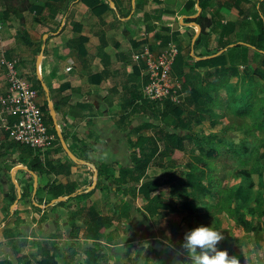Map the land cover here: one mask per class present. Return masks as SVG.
Masks as SVG:
<instances>
[{
  "label": "crops",
  "instance_id": "obj_1",
  "mask_svg": "<svg viewBox=\"0 0 264 264\" xmlns=\"http://www.w3.org/2000/svg\"><path fill=\"white\" fill-rule=\"evenodd\" d=\"M57 1V8L49 9L48 0H31V8L23 12L29 33L28 41H25L17 37L20 19L11 12L12 10L7 9L4 0H0V46L5 51L4 55L0 52V94H5L7 90V70L1 64L3 56L14 60L19 73L35 85L38 101L42 106L45 101L48 102V94L43 86L45 83L68 146L78 158L95 164L98 170L97 182L92 188L95 176L93 168L70 158L57 134L52 148L42 151L32 147L33 155H24L8 132L2 129L0 251L7 247L3 243L8 240L13 243L18 239L17 236L22 235L21 223L24 218L20 213V216L18 215L17 210L26 202L23 192L29 182L33 183L32 202L38 204V198L46 205H52L54 214L51 219H62L63 224L70 225L72 230L70 212L73 208H68V203L75 205L74 201L78 204L86 202L76 209L80 210L82 207L90 211L91 205L87 203L93 199L94 210L100 215L109 216H112L109 211L104 214L99 210V200H107L106 203L109 204L112 202L110 206L111 210H115L114 214L120 204H131L129 197L133 198V188H137L142 181L137 184L131 180L127 168H134L132 155L138 150L136 141L140 136L158 137L165 129L177 135L189 132L176 127L177 117H163L164 101H158L155 107L144 103L141 111L135 110V102L140 98L137 94L143 92L148 78L144 60L134 56L140 54L145 47L158 53L173 43L180 45L185 54L189 51L190 57L185 72H190L193 76L196 90H192L191 97L189 93L182 92V101L179 103L184 102L188 107L181 118L191 117L190 127L196 133L207 135L218 130L216 126L223 124L220 118L229 121L227 117L234 115L228 112L232 104H239L240 101L242 105L244 91L251 92L253 88L257 90L259 94L256 104L264 106V0H196L194 10L189 11L186 9V2L189 0H98L94 5L83 0ZM65 3L67 7L62 8ZM202 11L212 21L206 33L202 32L198 22L187 20L196 19ZM194 23L198 24L200 29ZM173 35L176 36L175 40ZM167 37L170 38L168 46L165 43ZM43 44L45 48L38 73L36 62L41 52V49L39 52L38 49L42 48ZM217 56L221 58V64L216 65L218 62H214L202 65L199 62L218 59ZM177 79L182 82L178 77ZM37 81L40 82L39 86ZM197 90L205 93V97ZM233 99L236 102H233ZM244 101L247 104L248 100ZM189 111L199 115L204 111V115L198 119L197 116H190ZM44 117L46 121L48 116L45 113ZM235 117L240 118L241 115ZM9 119L12 121L15 116H10ZM227 121L224 126L229 125ZM144 122H150L151 126L138 131ZM48 125L52 127L51 123ZM191 145L186 153L191 154V149H198L195 144ZM159 152L146 170V175L151 178L158 177L153 176L151 172L158 163L155 159L163 158ZM35 156L45 166L41 173L29 168ZM262 160L264 161V158ZM19 166H26L28 170H17ZM123 168H126V178L122 176ZM31 171L38 176L36 190ZM99 171L102 172L101 175ZM30 176L33 179L29 181ZM181 180L185 178L177 175L175 184L178 186ZM54 183L66 187L74 186L77 191L65 195L69 197L64 200L63 205L54 206L58 202L52 203L55 198L48 192L49 186ZM96 186L99 187L93 194L83 195ZM155 193L160 194L163 201L173 202L176 206H181L186 199L179 192L173 194L170 183L162 184ZM137 194L139 195L138 188ZM228 195L239 198L232 191ZM14 196L16 198L12 202L11 198ZM141 197L147 203V200ZM192 197L189 195V199L195 201V197ZM206 197L209 199L206 200ZM197 200L204 203L201 205L207 206L202 208L199 203L201 209L196 211V214L207 218L206 226L210 227L211 218H219V212L227 211L231 214L226 208L225 203L228 202H224L225 207L219 206L222 201L220 191L217 197L206 194L200 195ZM40 205L36 206L42 210ZM246 205L248 208L242 211L244 217L255 207L251 204V199ZM57 206L59 209H53ZM129 208V218L135 223L137 220L132 212L133 206ZM66 213L68 216L65 220ZM187 213L180 215L183 218ZM85 214L86 219L91 218L88 211ZM147 217L145 220L149 226L157 216L151 217L147 213ZM18 218L20 222H17ZM79 218L81 217H77L75 221ZM195 220L197 221V218ZM196 221L193 223L203 224ZM173 224L171 223V228ZM186 224L189 229V224ZM86 227L87 225L84 227L85 231ZM188 229L180 230L186 232ZM6 233H15V236L8 237ZM141 238L145 239L144 236ZM263 240L264 229L259 246ZM20 253L24 254L22 251ZM19 260L24 261L22 258ZM0 261L5 264L1 256Z\"/></svg>",
  "mask_w": 264,
  "mask_h": 264
},
{
  "label": "rangeland",
  "instance_id": "obj_2",
  "mask_svg": "<svg viewBox=\"0 0 264 264\" xmlns=\"http://www.w3.org/2000/svg\"><path fill=\"white\" fill-rule=\"evenodd\" d=\"M253 89L251 92H242V105L239 101V104H233L229 110L234 116L227 117L229 118V121L225 118L221 120L219 117L223 124L216 126L218 130H222L224 128V122L227 121L228 124L236 126L239 124L240 128L243 127L242 129L237 130L233 128L228 132L229 136L234 137V142L236 144H240V142L245 139L250 143L256 142L258 144L261 140L260 138H264V132L259 128L257 129V125L253 126L254 120H263V116L261 115L262 112L259 109L264 107L259 105V103L258 105L256 104L258 102L256 98H258L259 92ZM248 93H252V96L247 97L246 95ZM244 99L248 100L247 104ZM238 115H241V117H235ZM13 121L14 120L11 122ZM244 122L247 123V125L242 126V123ZM246 128H248L247 132L253 129V135L247 134V132H245ZM214 145H217L219 151H221L223 155H226L224 157L228 159L227 162L224 161L223 164H219L220 166H217L218 170L212 175L216 178L215 180L219 182L220 186L219 189L222 201H220L219 206L221 205L220 207H225L224 202H228L229 204H225L231 214L228 213L225 208H221L222 211L226 212H219V218L217 219L211 218L210 227H213L215 230L217 229L218 232L223 235L224 239L220 242L228 239L229 243H227L229 244V248L227 252L230 256H232V250L237 248L242 251L245 264H264V240L258 247L252 236H248L246 231H244L242 224L237 221V217L242 214V211H246L248 208L246 203L244 202L243 204L242 202L241 205L236 198L228 195L231 191L233 193L236 192L239 186H242V191L245 190L247 188V178L250 177L248 176V173H250L256 184L254 187V195L251 198V204L260 206L258 209H264V199L262 197V195H264V161L262 160L260 162L259 158H254L250 162L241 164V159L238 156L234 154L233 156H229L227 154V149H221L218 144ZM256 149L261 150V147ZM175 156H178L175 159V165L171 164L168 157H163L162 160L161 158H156L155 162L158 163H156L155 169L151 174L153 176H158V178L165 177L172 169L177 172L178 177L184 178V171L187 169L186 162L191 158V154L176 152ZM225 158L224 160H226ZM179 171H181V173ZM239 173H242V176ZM209 174L211 173L208 172L207 175ZM161 190H163V188ZM132 194L133 198L132 196L129 197L131 204H120L115 214V210H111L112 202L109 204L106 203L107 200H99V205L102 206L101 209L99 206V210L104 214L109 211V214L112 215L114 219L113 225L108 228L104 234H101L98 237L89 236L84 228L87 225L88 220L85 217L86 212H84L82 214L80 213V216L78 214L77 217H81L75 222L78 225V229L76 230L74 226L72 227V230L76 232V236L70 238L69 232L72 231L70 229L71 226L63 224V221L60 218L59 221L51 219L53 218L52 214H54V212H52V205H46V203L42 200H38V198L36 199L38 204L40 203L45 206H40L42 207V210L35 208L31 203L32 198L30 192L26 202L17 210L18 215L20 216L21 214L24 218V221L21 223L22 235L20 237L17 236L18 239L14 241L16 242V246L13 245L11 247L14 243H12V240L3 243V245L6 244L7 247H4L1 250L2 253H0V256L4 259L5 264H36L37 261L42 258L41 247L46 246L47 249L55 254V258L59 264H86L88 256L85 251L88 247H93L105 254L106 262L101 264H163V258L166 260L167 264H189L186 253L180 249V244H178L180 238L178 237V239H174L173 234L171 233V223H179L181 229H188V225L182 218V215L171 213L166 217L157 216L153 219L154 224L152 222V224L150 223V225L147 226L148 222L145 220L147 212L144 208L146 201L137 194V188H133ZM49 195L52 196V194ZM259 198L260 202L258 201ZM205 199L208 200L209 197H206ZM92 201L93 199L87 204L94 207L95 202ZM261 202L263 203L260 204ZM73 203L75 205H70V203L67 204L68 208H73L72 211H77V206L86 204V202H80V204H78L75 201ZM131 205L133 206L132 212H134L137 220L135 223L129 218L131 214V208L129 207ZM53 209L57 210L59 209V206L53 207ZM43 210L45 211L43 212ZM143 214L145 217H141ZM199 215L204 219H197L198 222L207 219L202 214ZM67 216L68 214L66 213L64 215L65 220ZM252 216L256 217V214H247V218H252ZM133 231L138 232L137 239L133 243L127 242L126 238ZM141 236H144L145 239H142ZM23 241H25V244ZM17 248H20V251L24 254L16 255ZM129 248L131 251L126 253V250ZM140 248H144L143 251L142 249L140 251ZM152 248H156L157 253L151 254L147 257L148 251H151ZM57 249L61 251V254ZM19 257L24 259V261L19 260ZM1 261L0 264H2Z\"/></svg>",
  "mask_w": 264,
  "mask_h": 264
},
{
  "label": "trees",
  "instance_id": "obj_3",
  "mask_svg": "<svg viewBox=\"0 0 264 264\" xmlns=\"http://www.w3.org/2000/svg\"><path fill=\"white\" fill-rule=\"evenodd\" d=\"M49 9H55L57 8L58 1L57 0H48ZM66 1V0H65ZM86 3H89L91 5H94L95 3L98 2V0H83ZM68 2V0H67ZM196 0H189L186 2V9L189 11L190 9L194 10ZM4 3L7 6L8 10H12L14 14L20 19V26L18 29L17 37L18 38H23L25 41H28V29L26 26V20L23 12L27 9H30L32 6L31 0H4ZM64 6L62 8L67 7L66 3L63 4ZM187 20H194L198 22L201 25V29L203 33H206L208 27L211 25L212 21L206 16L204 11L201 12V14L196 18V19H187ZM170 39V38H169ZM168 37L165 40L166 45L168 46V42L170 43V40ZM173 39H176V36L173 35ZM42 42H40L41 44ZM179 47V54L177 55L174 65L172 67V75L175 77H178L182 82H180V92L181 94L184 93H189V97L192 96V90H196L195 87V81L193 80V76L191 75L190 72H185V67L188 65V58L190 57L189 51L188 54H185L181 48L180 45ZM41 48L38 49V52L40 51ZM218 57V56H217ZM221 58H213L210 60H203L199 61L200 64L202 65H207V64H212L214 62H218L216 65L221 64L219 62ZM148 81V80H147ZM147 83V82H146ZM145 83V84H146ZM32 87L34 89L35 85L33 83ZM40 82L37 81V86H39ZM41 86V85H40ZM182 87V88H181ZM198 91V90H197ZM200 92V91H198ZM248 93L246 96L250 97ZM201 96L205 97V93L200 92ZM138 102H135V110L141 111V108L144 103H148L150 107H155L158 103V101H164V110L162 111L163 117L164 118H171V116H175L178 119V122L176 124L177 128H180L182 130H188V133H184L182 135H177L168 129H165L163 132L158 134V137L156 136H140L138 140L136 141V146H138V150L134 152L132 155V161L134 163V168H127V171L131 174V180L135 181L137 184L142 181V183L137 187L138 188V193L139 195L143 196L146 200L147 203L145 204L144 208L151 217L159 216V215H169L170 213H185L188 212L185 217H183L184 221H186L189 224V230L200 226V225H205V221H201V223H193L195 221V218L199 220H203L199 214H196V211H200L201 207L204 208L205 205L203 202L200 200H197L200 195H206L210 194L213 197L219 196V182L215 180L214 176L212 175L215 171L218 170V167L220 166L219 164H223V162H227L228 159L225 158L223 153L219 151L217 148V145L222 149H227L228 152L227 154L230 156L236 155L241 159V164L250 162L254 158H259L260 162L264 158V139L260 138V142L257 144L256 142L250 143L248 140H242L240 144H236L234 142V137L229 136L228 132L232 130L233 128L237 129H242L239 127V124L232 125L229 124L228 126L225 125L222 130H216L214 132H210L209 134L202 135L201 133H196L193 130H191L190 127V120L191 117L189 118H181V115L186 111L188 108L186 105L183 103H175L172 102L169 99H158V100H148L143 96V92L141 94H137ZM233 102H236L233 99ZM233 105V104H232ZM197 106V105H196ZM43 112L48 116V119H46V123L49 124L51 123L52 127H50V131L54 133L55 135L57 134L55 131V127L53 124V119L49 111L48 107V102L45 101L44 105L42 106ZM261 110V115L263 116V120H254L253 126L257 125V129H261L262 132H264V107L260 108ZM231 113V112H228ZM190 116H197L198 119H201L204 115V111L199 115V113L194 112V111H189ZM253 118V116H252ZM254 119V118H253ZM14 120V119H13ZM256 122V123H255ZM150 122H144L143 125H140L138 128V131L144 130L146 127L151 126ZM247 125V123H242V126ZM249 127V126H248ZM250 128V127H249ZM248 128L245 129V132H247ZM137 131V129H136ZM253 129L247 132V134H252L253 135ZM57 136V135H56ZM58 139V137H57ZM15 142V141H14ZM59 142V140H58ZM18 147L21 148V151L24 155H33V148L30 147L29 145L26 144H21L18 142H15ZM191 144H195L198 146V149L192 150L191 149V158L186 162L187 169L184 171L185 172V180H181L180 184L177 186L175 184L176 178H177V172L175 170H172L168 172L167 177L165 178H151L150 176L146 175V170L148 166L150 165L152 159L157 155L161 154V157H168V160L171 162V164L175 165V159L178 156H175V153L178 151L179 153L182 152H187V149L192 146ZM261 145V146H260ZM161 146V148H160ZM240 147V148H239ZM261 147V150H258L256 148ZM260 151V152H259ZM193 157V158H192ZM224 158L226 160H224ZM219 165V166H218ZM218 166V167H217ZM44 164H42V161H39V159L35 156L33 157V160L30 164V169H33L35 172L41 171L44 169ZM133 171V172H132ZM211 173L209 175L208 172ZM244 173V172H242ZM242 173H239L242 176ZM102 172L99 171V175H101ZM122 176L126 178L127 172L126 168H123L122 171ZM207 175V176H206ZM249 178L246 181L247 188L242 191V186H239L236 192L234 194L239 197L237 198L238 201H240L241 205L242 202L247 204L248 201L252 198L254 195V187L256 184L254 183V179L252 178V174L248 173ZM33 177L30 176L29 181L32 180ZM171 184V190L172 193L175 194L176 192H179L180 195H183L186 197L184 200L183 204L181 206H176L174 205L173 202L168 203L162 200L161 195L158 193H155L159 187L162 184ZM99 186H96L93 190H90L87 193H84V196H89L93 194ZM33 189V183L29 182L27 188H25L23 192V198L26 200L28 193H30ZM77 191V188L74 186H69L66 187L63 184L60 183H54L51 186H49V194H52L54 198L62 197L65 195H71L74 192ZM189 195L193 196L192 198L195 197V201L189 199ZM260 195V194H259ZM264 199V195H262ZM16 196L11 198V201L13 202L15 200ZM262 200V199H261ZM260 202V198L258 199ZM264 202V201H263ZM261 202L260 204H262ZM32 205L35 208H38L31 200ZM65 201L58 202L56 205H63ZM199 203L201 207H199ZM260 206L255 205V207L251 208L250 214H256V217L252 218H247L246 216H242L240 214L237 217V221H239L248 236H252L253 240L255 243L259 246V242L262 239V231L264 229V209H258ZM207 208V206L205 207ZM40 209V208H38ZM91 210H93L91 212ZM87 212L90 214L91 218H88L87 220V227H86V232L89 234L91 237H98L101 234H104L105 231L110 228L113 225V216L109 215H100L98 212L94 210V207L91 205L90 206V211L84 210L82 207L80 210L77 211H71L70 212V222L72 223V226L75 227V229H78V225L75 223V219L77 218L78 214H82L84 212ZM239 212V211H237ZM86 220V219H85ZM17 222H20L19 218ZM181 226L179 223H174L172 225V234L173 238H180V245L183 242V238L185 233L187 232H182ZM217 230V229H216ZM8 234V233H6ZM20 234V233H18ZM10 236H15L14 234H8ZM76 236V232L72 231L70 233V238H73ZM137 232H132L126 239L127 242H132L137 239ZM229 241L228 239H225L223 242H219L217 247L221 250H228L229 248ZM25 244V241H23ZM19 245V244H18ZM14 246H16V243H14ZM142 248L139 250L141 251ZM144 249V248H143ZM142 249V251H143ZM146 249V248H145ZM58 252L61 254V251L57 249ZM147 250V249H146ZM130 248L126 250V253H128ZM86 254L88 256V259L86 261V264H101L103 262H106L105 259V254L99 251L96 248L93 247H88L86 249ZM41 253H42V258L37 261L36 264H59L57 259L55 258V254L52 253L49 249H47L46 246L41 247ZM157 249L152 248L151 251H148L147 257H149L151 254H156ZM20 248H17L16 250V255H20ZM232 256H235L239 264H245L244 262V255L242 254V251L239 249H233L232 250ZM21 257V256H20ZM19 257V259H20ZM146 259V258H145ZM190 264V261L187 260ZM140 263V261H139ZM163 264H167L166 260L163 258L162 260ZM174 263V262H172ZM131 264V263H127Z\"/></svg>",
  "mask_w": 264,
  "mask_h": 264
},
{
  "label": "built area",
  "instance_id": "obj_4",
  "mask_svg": "<svg viewBox=\"0 0 264 264\" xmlns=\"http://www.w3.org/2000/svg\"><path fill=\"white\" fill-rule=\"evenodd\" d=\"M3 47L0 52L4 55ZM179 54L176 44L171 43L158 53L145 47L134 57L143 59L146 66L147 83L143 96L148 100L169 99L172 102L182 101L180 82L172 75V67ZM1 64L6 67L7 90L0 94V132L5 129L9 137L18 143L29 145L42 151L55 145L56 136L46 123L42 105L38 101V91L31 81L19 73L16 62L4 56ZM10 116H15L13 122Z\"/></svg>",
  "mask_w": 264,
  "mask_h": 264
},
{
  "label": "clouds",
  "instance_id": "obj_5",
  "mask_svg": "<svg viewBox=\"0 0 264 264\" xmlns=\"http://www.w3.org/2000/svg\"><path fill=\"white\" fill-rule=\"evenodd\" d=\"M223 239L213 227L200 225L185 233L180 249L186 253L190 264H239L235 256L217 247Z\"/></svg>",
  "mask_w": 264,
  "mask_h": 264
},
{
  "label": "water",
  "instance_id": "obj_6",
  "mask_svg": "<svg viewBox=\"0 0 264 264\" xmlns=\"http://www.w3.org/2000/svg\"><path fill=\"white\" fill-rule=\"evenodd\" d=\"M198 8H199V10L201 11V7L198 6ZM193 17H195V16H193ZM194 24L200 29V26H199L198 24H196V23H194ZM44 36H46V35H44ZM46 37H47V36H46ZM46 37H44V40H46ZM194 40H195V38H194ZM194 40H193V43H194ZM44 48H45V44L42 45L41 52H40V54H39V56H38V58H37V62H36V67H37V72H38V73H39L40 62H41V59H42V55H43ZM43 86H44V88H45V90H46V92H47V94H48V105H49L50 113H51V116H52V119H53V122H54V125H55V130H56L57 135H58V137H59V140H60V142H61V144H62V147H63L64 150L67 152V154L70 156V158H72L75 162H80V163H82V164H88V165H90L91 168H93V170H94V172H95L94 183H93V185H91V187L93 188L94 185H95L96 182H97L98 170H97V168H96V166H95L94 163H92V162H88V161H85V160H83V159L78 158V157L75 155V153H74V152L70 149V147L68 146V144H67V142H66V140H65V137H64V135H63V133H62V130H61L59 124H58L57 117H56V110H55V107H54V105H53V102H52V100H51V98H50L49 91H48V87H47V85H46L45 83H43ZM19 168L24 169V170H28V168H27L26 166H19V167L17 168V170H18ZM31 173H32L33 176H34V190H36V188H37V186H38V176H37V174H36L35 172H33V171H31ZM68 197H69V196H62V197H59V198H55V199L53 200L52 203L60 202V201H64V200H66ZM35 204H36V205H40V204H37V203H35ZM40 206H42V205H40Z\"/></svg>",
  "mask_w": 264,
  "mask_h": 264
}]
</instances>
